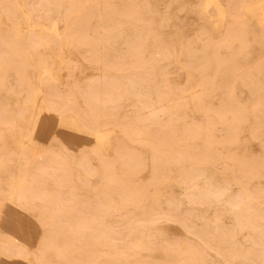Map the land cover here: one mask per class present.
Returning <instances> with one entry per match:
<instances>
[{
	"label": "rangeland",
	"instance_id": "rangeland-1",
	"mask_svg": "<svg viewBox=\"0 0 264 264\" xmlns=\"http://www.w3.org/2000/svg\"><path fill=\"white\" fill-rule=\"evenodd\" d=\"M0 264H264V0H0Z\"/></svg>",
	"mask_w": 264,
	"mask_h": 264
},
{
	"label": "bare ground",
	"instance_id": "bare-ground-1",
	"mask_svg": "<svg viewBox=\"0 0 264 264\" xmlns=\"http://www.w3.org/2000/svg\"><path fill=\"white\" fill-rule=\"evenodd\" d=\"M220 3V2H219ZM216 5H217V7H219V5H218V2H216ZM221 9H223V8H221ZM221 9H219L218 8V11H219V15H220V17L223 15V12L221 11ZM225 9V8H224ZM225 13V12H224ZM225 15V14H224ZM224 18V17H223ZM54 28H56L55 30H57V24H55L54 25ZM36 34H38L39 36L41 35V33H38V32H36ZM25 182V179H21L20 180V183L21 184H23ZM139 242H140V240H139ZM138 242V243H139ZM144 242V241H143ZM137 243V242H136ZM10 245H11V247L13 248V251L16 253V254H19V255H24L26 252H27V248L25 247V245L23 244V243H21L20 241H15V240H13V241H10ZM31 249V248H30ZM29 252V251H28ZM31 255V257H32V255L34 256V257H36V254H34V253H28V255L27 256H30Z\"/></svg>",
	"mask_w": 264,
	"mask_h": 264
}]
</instances>
